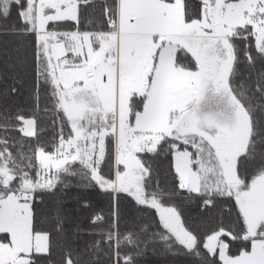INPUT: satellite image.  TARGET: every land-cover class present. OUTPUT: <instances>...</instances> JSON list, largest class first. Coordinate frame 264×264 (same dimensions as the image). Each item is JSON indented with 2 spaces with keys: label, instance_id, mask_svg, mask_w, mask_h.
<instances>
[{
  "label": "snow or ice",
  "instance_id": "6c2138e0",
  "mask_svg": "<svg viewBox=\"0 0 264 264\" xmlns=\"http://www.w3.org/2000/svg\"><path fill=\"white\" fill-rule=\"evenodd\" d=\"M0 21L33 37L35 74L32 110L0 112V264H137L156 242L200 264H264V0H0ZM14 51L27 63L22 41ZM77 174L110 207L69 235L40 205ZM122 200L154 211L155 230L121 232Z\"/></svg>",
  "mask_w": 264,
  "mask_h": 264
},
{
  "label": "trees",
  "instance_id": "16d2710c",
  "mask_svg": "<svg viewBox=\"0 0 264 264\" xmlns=\"http://www.w3.org/2000/svg\"><path fill=\"white\" fill-rule=\"evenodd\" d=\"M0 23L4 22L0 21ZM7 23L14 25L16 23L15 17ZM21 41L28 57L27 63L23 64L19 60H15L17 56L14 51ZM32 41L33 37L18 38L0 35V112L6 108L12 110L23 108L25 111H31L33 108L31 92L35 82V74L31 56ZM13 86L18 89L15 94L11 92ZM48 122V116H43L40 121L41 125L47 128V131L41 136V140L44 142L49 141L53 134ZM157 164L161 171L162 184L171 188L172 181L168 176L170 161L167 158H162L157 161ZM84 202L89 205L87 209L82 206ZM177 202L184 206L186 215L194 220L201 230L207 231L215 226L216 213L202 211L199 207V201L185 199ZM109 207L110 197L98 186L90 184L79 174L68 177L66 184L59 185L55 192L46 195L44 202L40 205L44 214L43 218L49 225L57 213L63 216L65 228L69 235L77 226L81 230H89L90 217L98 211L107 213ZM121 208L125 213L120 224L121 232L136 231L142 225L155 230L154 221L156 217L154 211H132V204L129 200H122ZM83 239L87 240L89 237L85 236ZM124 251H128V249L125 248ZM137 264H200V262L183 253L172 255L164 249L161 243L156 242L150 243L144 253L137 257Z\"/></svg>",
  "mask_w": 264,
  "mask_h": 264
},
{
  "label": "rangeland",
  "instance_id": "374dc122",
  "mask_svg": "<svg viewBox=\"0 0 264 264\" xmlns=\"http://www.w3.org/2000/svg\"><path fill=\"white\" fill-rule=\"evenodd\" d=\"M15 60H16V61L18 60L17 57H15Z\"/></svg>",
  "mask_w": 264,
  "mask_h": 264
}]
</instances>
